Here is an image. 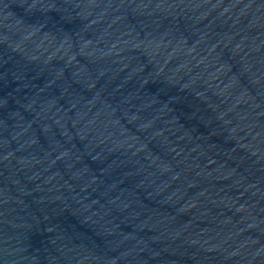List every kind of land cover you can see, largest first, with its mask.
<instances>
[{"label": "water", "instance_id": "1", "mask_svg": "<svg viewBox=\"0 0 264 264\" xmlns=\"http://www.w3.org/2000/svg\"><path fill=\"white\" fill-rule=\"evenodd\" d=\"M0 264H264V0H0Z\"/></svg>", "mask_w": 264, "mask_h": 264}]
</instances>
